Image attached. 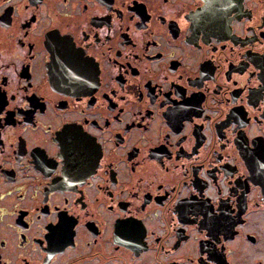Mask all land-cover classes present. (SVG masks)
<instances>
[{
	"label": "flooded vegetation",
	"instance_id": "obj_1",
	"mask_svg": "<svg viewBox=\"0 0 264 264\" xmlns=\"http://www.w3.org/2000/svg\"><path fill=\"white\" fill-rule=\"evenodd\" d=\"M0 264H264V0H0Z\"/></svg>",
	"mask_w": 264,
	"mask_h": 264
},
{
	"label": "snow or ice",
	"instance_id": "obj_2",
	"mask_svg": "<svg viewBox=\"0 0 264 264\" xmlns=\"http://www.w3.org/2000/svg\"><path fill=\"white\" fill-rule=\"evenodd\" d=\"M66 165H68L69 167L71 166V165H69V164H68V161H67V159H66Z\"/></svg>",
	"mask_w": 264,
	"mask_h": 264
}]
</instances>
